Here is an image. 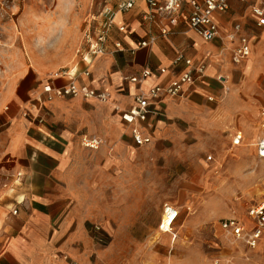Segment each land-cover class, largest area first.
I'll use <instances>...</instances> for the list:
<instances>
[{"label":"crops","instance_id":"0c3cea01","mask_svg":"<svg viewBox=\"0 0 264 264\" xmlns=\"http://www.w3.org/2000/svg\"><path fill=\"white\" fill-rule=\"evenodd\" d=\"M256 2L229 0L228 11L212 15L219 35L206 41L189 27L188 4L171 24L158 16L143 21L147 4L135 0L114 17L104 53L91 61L86 52L62 72L17 70L0 101V264H125L141 253L151 254L142 264L153 260V243L166 238L159 229L164 207L175 206L170 173L184 180V191L215 187L208 162L198 151L186 152L185 141L205 133L224 135L232 146L243 139L256 146L264 136L259 122L255 125L264 106V27L255 25L249 8ZM239 21L250 53L233 63L237 40L226 34ZM151 34L155 41L136 46ZM179 54L204 64V75L186 84L181 95L164 96L150 107L139 123L150 141L137 145L119 110L129 108L140 89L164 85L184 71L183 62H173ZM144 67L151 75L141 83L128 79ZM70 81L110 97L98 101L56 93ZM46 84L51 91H44ZM83 135L102 143L85 148ZM186 158L193 165L186 167Z\"/></svg>","mask_w":264,"mask_h":264},{"label":"rangeland","instance_id":"374dc122","mask_svg":"<svg viewBox=\"0 0 264 264\" xmlns=\"http://www.w3.org/2000/svg\"><path fill=\"white\" fill-rule=\"evenodd\" d=\"M112 1L0 0V101L22 66L49 75L79 62L87 52L86 32L93 31ZM262 103L263 96L257 101V112ZM258 122L257 115L256 126ZM224 139V135L202 133L183 144L186 152L198 151L208 162L215 187L184 191L180 189L184 180L170 173L169 198L179 217L172 222L171 231L164 232L162 244L153 243V260L147 264H264L263 242L250 248L219 226L229 215L247 220V208L264 198V158L246 139L233 146ZM185 161L186 167L193 165L191 158ZM148 255L132 254L125 264H142Z\"/></svg>","mask_w":264,"mask_h":264},{"label":"built area","instance_id":"2783aa9c","mask_svg":"<svg viewBox=\"0 0 264 264\" xmlns=\"http://www.w3.org/2000/svg\"><path fill=\"white\" fill-rule=\"evenodd\" d=\"M245 2L246 0H238ZM146 9L141 14L143 21H154L156 17H163L174 24L177 21V16L184 4L190 6V13L188 17V24L190 29L196 32L200 37L206 41H210L219 35L218 24H216L212 15L215 12L223 13L230 8L229 0H145ZM135 4V0H113L112 4L107 6L101 13L99 21L92 32H86L87 52L89 54V61L95 55L104 53L105 42L108 39L111 27L114 25V17L118 13L130 10ZM251 13L254 15L255 25L257 27H264V0H258L256 3L249 4ZM240 23H234L226 37L230 41L237 40L231 49V61L233 63H240L250 53V42L246 35L241 33ZM125 27L120 25L117 27L119 31H124ZM167 29L162 27L161 34H165ZM156 35L151 34L147 39L139 40L136 46H145L150 42L155 41ZM116 49H120L121 43L114 42ZM134 49L130 51L133 52ZM85 59V57L83 56ZM174 63L183 62L186 66L178 76L171 79L164 85L155 84L149 86L147 89H140L135 95L133 103L129 108L120 109L119 115L121 119L130 126V133L132 139L137 145L147 144L150 141V136L143 132L141 123L144 121L150 112V107L165 97H176L181 95L186 84H191L197 77L204 75V64L200 63L194 65L191 58L183 57L179 54L174 58ZM160 72L165 71V67L159 68ZM87 75V71L84 72ZM151 75V69L144 67L138 74L128 77L131 82L141 83L145 78ZM44 91H51V86L46 84L43 86ZM59 95L79 96L84 99L94 98L98 101H106L110 97V93L105 90H99L88 87L87 85H78L70 81L66 86L60 87L56 90ZM259 126L264 129V106L261 109ZM233 140L235 143L239 140ZM83 147L88 149H97L102 143L101 139L94 135H83L80 139ZM257 154L264 158V136L256 143ZM208 159L211 156L207 157ZM168 209H173L172 216L169 219V229H161L164 213ZM13 213L16 211L13 210ZM178 214L174 206H166L163 210L161 223L159 228L162 232L171 231L170 227ZM247 220L239 219L235 216L225 217L220 221V228L226 232L233 240H241L246 246L255 248L263 242L264 251V198L256 204H252L246 211ZM159 264V263H154Z\"/></svg>","mask_w":264,"mask_h":264},{"label":"bare ground","instance_id":"6f19581e","mask_svg":"<svg viewBox=\"0 0 264 264\" xmlns=\"http://www.w3.org/2000/svg\"><path fill=\"white\" fill-rule=\"evenodd\" d=\"M172 214H174L173 213V209H168L167 212L164 213L163 220H162V225H161L162 228L161 229H169V219L172 216Z\"/></svg>","mask_w":264,"mask_h":264}]
</instances>
